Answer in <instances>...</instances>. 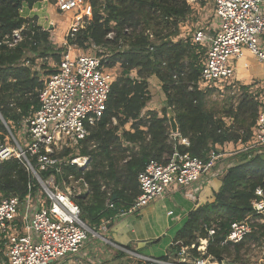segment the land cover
I'll use <instances>...</instances> for the list:
<instances>
[{"label": "trees", "instance_id": "1", "mask_svg": "<svg viewBox=\"0 0 264 264\" xmlns=\"http://www.w3.org/2000/svg\"><path fill=\"white\" fill-rule=\"evenodd\" d=\"M41 1L0 0V111L11 128L19 127L24 118L38 109L40 90L47 79L35 70L36 58L30 59L27 55L38 54L40 58L52 57L56 61L62 58L55 53L51 32L38 23V16L24 17L20 13L24 4L32 8ZM188 2L91 0L89 24L67 39L68 45L82 49L104 47L111 55L110 67L119 64L121 68L103 119L90 128L86 140L65 153L68 157L90 158L85 168L64 167L65 178L73 176L87 184L88 195L76 200L82 206L83 221L89 220L90 227L114 218L118 210L128 208L135 201L140 193L138 175L150 160L165 163L175 152L207 160L213 151L219 152L216 147L245 144L253 136L264 87L260 81L245 86L238 82L236 94L229 97V106L221 114L208 108L209 99L214 94H222L215 88L202 90L198 86L206 48L196 45L192 37L180 38V22L192 12ZM15 32H19L20 39L15 37ZM132 72L136 73L135 77ZM154 76L161 83L166 107L161 114L149 111L145 115L143 111L152 100L149 79ZM168 109L178 126L177 136L172 134ZM127 123H132L133 131L124 130ZM7 136L8 131L0 121V140L4 141ZM183 139L190 145H184ZM124 143L138 145V149ZM255 151L240 152L232 158L236 162L227 170H221L218 165L216 176L222 177V186L215 194V201L188 215L168 256L161 260L170 261L171 257L177 260L183 248H188L193 258L201 257L197 248L202 239L209 238L210 228H215L217 233L209 238L204 257L212 256L220 262L228 258L234 264L240 257L231 259L233 248L240 254L248 241L257 242L264 237V225L259 224L245 242L221 245L232 223L243 221L253 213L256 190L264 186V152L256 154ZM47 175L43 173L45 178ZM29 182L30 174L19 160L0 162L2 196L17 194L23 199ZM111 201L115 205L113 209L109 208ZM2 247L0 241V253ZM126 248L133 250L131 246ZM98 252V259H105V250ZM117 252L122 258H128V264H154Z\"/></svg>", "mask_w": 264, "mask_h": 264}, {"label": "built area", "instance_id": "2", "mask_svg": "<svg viewBox=\"0 0 264 264\" xmlns=\"http://www.w3.org/2000/svg\"><path fill=\"white\" fill-rule=\"evenodd\" d=\"M195 2L198 0L188 3ZM212 2L215 27L210 32L200 28L192 37L196 45L207 50L198 86L202 90L215 88L222 95H235L240 84L234 62L248 51L264 64V0ZM55 7L61 14L74 16L68 31L71 37L90 22L91 0H56ZM15 37L20 39L19 32H15ZM66 45L57 70L47 77L40 90L38 109L19 124L23 144L0 111V121L8 131L6 139L0 140V162L17 159L30 174L23 199L17 194H0V241L5 258L4 262L0 259V264H68L81 254L90 237L109 241L103 235L109 231L112 220L97 227L83 221L82 207L76 199L88 192L87 184L73 176L65 178L64 167L88 165V156L68 157L65 153L86 140L90 128L103 119L115 76L104 55H90L76 45ZM182 142L190 145L187 139ZM254 149H264V94L253 136L242 144L240 151ZM223 156L213 151L203 160L190 153L175 152L165 163L150 160L138 175V197L128 208L118 210L116 217L135 216L176 186L190 188L207 181L206 178L217 177L216 169ZM43 173L48 174L46 178ZM252 204L253 213L232 223L222 246L241 244L257 230V225H264V186L257 188ZM109 208H115L112 201ZM216 233L215 228H210L209 238ZM209 238L202 239L197 248L201 257L193 258L189 249L183 248L174 262L147 258L125 246H119V251L154 264H229L212 256L204 257ZM211 260L214 261L210 263Z\"/></svg>", "mask_w": 264, "mask_h": 264}, {"label": "rangeland", "instance_id": "3", "mask_svg": "<svg viewBox=\"0 0 264 264\" xmlns=\"http://www.w3.org/2000/svg\"><path fill=\"white\" fill-rule=\"evenodd\" d=\"M48 4L51 5V7H53L56 10V14L54 17L52 16L51 20H53V23H51L50 20H45L42 22V24H44L43 27H45L46 30L51 32V42L54 46V51L55 53H57V56L61 58V56L63 55V53L65 52L67 48L66 43H68L67 39L69 37L68 31L70 29L74 16L72 14L59 13L57 8L55 7L56 6L55 0H49ZM191 6H192L191 14L185 19H182L180 22V34H181L180 38L182 39L193 37L194 33L197 32L200 28H203L205 32H210L215 27L216 19L214 17V10H213L214 8H213L212 0H198V2L193 3ZM91 19H92V13L90 14V20ZM38 23H39V20H38ZM48 24H51V25L54 24L52 25V29H50L51 26H48ZM80 30L81 29H79L76 33H74V36ZM81 49H80L81 52H85L90 55H96V53L98 54L101 53V54H104V56L107 57L108 59L111 57V55L109 54V51H107L104 47H101V48L100 47H96V48L89 47L86 49L84 48L82 50ZM27 57L36 58L35 63H34L36 66L35 70H37L40 74H42V78L44 79L47 78V76H49L50 74H53L57 70L58 64L60 63L59 61L61 60L60 59L56 61V59L52 57L40 58L38 57V54L35 55L32 53H29ZM203 57L204 55L202 56V58ZM29 64L31 65V62H29ZM111 68L113 69L115 80H117V78L121 74L120 65L116 64L115 66ZM131 75L132 77H135L136 73L132 72ZM149 84H150L149 90L152 95V100L148 103L147 108L143 111V114L146 115V113L149 111H155L161 114L163 108L166 107L165 97L163 96L161 92V85H160L161 83L154 76L149 79ZM232 95L233 93L231 92L230 93L227 92V94L225 95L214 94L209 99L210 101L208 102V108L215 110L216 112H220L219 114H221L223 110L227 106H229L228 104L230 102L229 97H232ZM232 100H236V98H233ZM168 116L170 117V119L173 118L172 111L170 109H168ZM228 122H229V125L231 126L232 120L229 119ZM12 129L14 130L17 138L23 144V135L21 131L19 130V127L12 126ZM236 129H238V127H236ZM124 130L133 131L132 123H127V125L124 126ZM241 134L243 133L241 132ZM173 140H174V137H172V141ZM124 146H132L135 150L138 149V145H129L128 143H124ZM241 148H242L241 146L237 148L232 143H231V146L229 147H226V146L216 147V150H218L220 153L230 155L229 157L228 156L222 157V159L219 162V168L224 171V170H227L228 166L234 164L236 160L232 158H234L236 155H238L241 152L240 151ZM263 152H264V149L255 151L256 154H260ZM82 215H83V212H82ZM89 222L90 221L88 220L85 223L87 225H91ZM172 235H174V231H172L170 235L164 239L168 241L170 239V236ZM103 236L109 239V237H107L106 235H103ZM164 239L162 238V241ZM111 242L113 241H111L110 239L109 241H104V240H101L100 238L98 239V238L90 237V240L87 242L81 254L75 258H72V260H69L68 264H128L129 263L128 258L126 257L122 258L121 255H119V253L117 252L119 251V248H120L119 246H122V245L117 244V243H116L117 245H113L111 244ZM159 244L160 242H155L154 240L153 243H150L148 245L145 243L144 248H147L146 250H151L152 248H154L155 250H158ZM102 248L105 250V254H104L105 259L100 260L98 259L99 258L98 251H100V249ZM112 248L114 249L113 251H111ZM156 253H157L155 255L156 257H161L164 255L165 252L157 251ZM130 255L132 257H137L132 254ZM237 256H239L240 259L237 262L236 261L233 262L234 264H264V237L261 238L257 242L248 241L245 247L243 248V250L240 251V254L236 253L233 248L231 259L235 260ZM4 261H5V258L3 259V262ZM170 261L174 262L175 259L171 257ZM213 261L214 260H211L210 263H212ZM226 261L229 263L228 258Z\"/></svg>", "mask_w": 264, "mask_h": 264}, {"label": "crops", "instance_id": "4", "mask_svg": "<svg viewBox=\"0 0 264 264\" xmlns=\"http://www.w3.org/2000/svg\"><path fill=\"white\" fill-rule=\"evenodd\" d=\"M48 2L49 0H43L32 8L24 4L20 13L24 17L38 16L39 24L43 27L42 22L50 20L53 23L51 19L56 14V10ZM48 26L52 28L51 24ZM43 28L45 29V27ZM234 65L239 83L245 86L260 81V86L264 87V64L260 63L250 52L245 51V56L234 62ZM233 145L237 148L242 147L241 143ZM225 146L229 147L231 144ZM224 156L229 157L230 155L224 154ZM206 179L207 181L190 188L178 186L171 188L162 198L142 209L135 217L120 218L115 216L111 220L117 219L109 224V231L106 236L114 243L125 247L131 246L135 252L147 258L162 259L168 256L170 247L173 245L177 233L186 224L188 215L198 207L215 201V194L222 186V177L214 176ZM82 187L85 190L84 184ZM84 193L88 192L84 191ZM170 212L173 214L171 215ZM107 220L109 219L102 220L101 224ZM172 231H174V235L170 236L168 241L164 239ZM154 240L160 242L159 249L146 250L147 248H144L145 243L148 245ZM157 251L165 253L161 257H156ZM0 257L3 261L2 253H0Z\"/></svg>", "mask_w": 264, "mask_h": 264}, {"label": "water", "instance_id": "5", "mask_svg": "<svg viewBox=\"0 0 264 264\" xmlns=\"http://www.w3.org/2000/svg\"><path fill=\"white\" fill-rule=\"evenodd\" d=\"M50 29H52V28H50ZM170 122H171V126H172V133L173 134H178V126L176 124L175 119L171 118ZM87 195H88V193H83V194L79 195L78 197L79 198H83V197H85Z\"/></svg>", "mask_w": 264, "mask_h": 264}, {"label": "bare ground", "instance_id": "6", "mask_svg": "<svg viewBox=\"0 0 264 264\" xmlns=\"http://www.w3.org/2000/svg\"><path fill=\"white\" fill-rule=\"evenodd\" d=\"M213 264H218V263L215 262V263H213Z\"/></svg>", "mask_w": 264, "mask_h": 264}]
</instances>
